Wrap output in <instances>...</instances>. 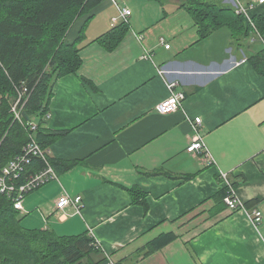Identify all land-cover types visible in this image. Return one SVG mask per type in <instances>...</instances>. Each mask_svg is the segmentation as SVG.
I'll return each mask as SVG.
<instances>
[{
    "label": "crops",
    "instance_id": "obj_1",
    "mask_svg": "<svg viewBox=\"0 0 264 264\" xmlns=\"http://www.w3.org/2000/svg\"><path fill=\"white\" fill-rule=\"evenodd\" d=\"M241 1L264 18V3ZM120 6L132 12L130 29L109 51L95 41ZM80 35L82 66L55 81L42 125L58 135L47 150L58 180L23 199L26 228L88 235L118 264H264V74L253 63L264 57L260 39L237 41L223 28L201 40L181 0H106L68 40ZM170 84L186 99L161 115ZM198 117L212 163L187 152ZM222 173L245 210L221 204ZM134 187L146 205L133 202ZM65 194L82 197L81 207L59 210Z\"/></svg>",
    "mask_w": 264,
    "mask_h": 264
},
{
    "label": "trees",
    "instance_id": "obj_2",
    "mask_svg": "<svg viewBox=\"0 0 264 264\" xmlns=\"http://www.w3.org/2000/svg\"><path fill=\"white\" fill-rule=\"evenodd\" d=\"M104 1L0 0V176L29 142L32 117L40 120L35 136L43 150H48L58 138L42 125L55 81L77 73L83 63L78 47L83 37L71 42L69 32L79 19L91 18ZM181 2L198 25L201 40L223 28H228L237 41L254 34L249 20L225 0ZM252 19L264 37V18L253 15ZM129 29V23H120L95 42L112 51ZM260 57L253 63L264 74V57ZM21 93L27 100L21 112L24 125L12 111ZM49 161L57 171L58 162ZM44 167V161L36 158L29 171L34 173ZM130 192L134 203L146 205V193L137 187ZM225 194V190L219 194L224 205ZM24 218L15 209L13 199L0 193V264H108V257L88 235L58 237L50 231L26 228ZM96 256L101 258L96 260Z\"/></svg>",
    "mask_w": 264,
    "mask_h": 264
},
{
    "label": "built area",
    "instance_id": "obj_3",
    "mask_svg": "<svg viewBox=\"0 0 264 264\" xmlns=\"http://www.w3.org/2000/svg\"><path fill=\"white\" fill-rule=\"evenodd\" d=\"M232 6L236 10V13L243 15L249 20L251 25L254 27V33L264 44V37L257 30L253 22L252 11L255 9L254 6L248 7L241 0H232ZM264 0H259V4H263ZM132 16V12L128 7L120 6L119 16L112 18V26L116 27L120 23L127 22ZM161 45L165 46L166 49L170 48V45L165 43L164 39H161ZM148 55L146 56V58ZM175 84H170L169 88L171 90V96L164 101H162L157 106V111L161 115H169L175 113L182 109L183 102L186 99V95L183 92H176L174 90ZM27 100H25L24 95L21 93L17 101L12 106V111L15 114L17 121L23 124L21 112L23 111ZM203 123L201 117L196 118L193 121V127L195 136L193 137L191 143L188 145L187 152L193 155L203 154L204 157L208 159L209 163L213 160L210 153L203 142V138L198 133V127ZM24 125V124H23ZM30 133V140L23 149V153L13 160H11L3 169L2 175L0 176V193L7 195L14 201V207L20 212L23 210V199L28 195V193L38 189L41 185L48 183L53 180H58V174L56 173L54 167L51 165L48 157L47 150H43L41 145L35 136L37 130V125L31 123L28 125ZM34 132V133H33ZM36 158L42 159L45 163V167L34 173H30L29 168L32 166ZM221 178L225 186V197L224 203L227 208L234 212L246 209V204L238 197L235 185L230 180L228 174L222 173ZM82 203V197L72 198L67 194L63 195L57 202V208L59 210L65 209L68 206H74L75 208H80ZM253 223L258 225L262 221V213L255 210L250 215ZM108 257V264H118L111 256Z\"/></svg>",
    "mask_w": 264,
    "mask_h": 264
},
{
    "label": "rangeland",
    "instance_id": "obj_4",
    "mask_svg": "<svg viewBox=\"0 0 264 264\" xmlns=\"http://www.w3.org/2000/svg\"><path fill=\"white\" fill-rule=\"evenodd\" d=\"M227 1V2H226ZM225 3H228L229 5H231L232 6V4H233V2H232V0H225ZM233 7V6H232ZM73 28V27H72ZM72 30V29H71ZM71 32V31H70ZM70 32H69V34H70ZM254 33V32H253ZM256 35V34H255ZM32 122L33 123H35L36 125H38L39 124V122H40V120H39V118L36 116V117H32Z\"/></svg>",
    "mask_w": 264,
    "mask_h": 264
},
{
    "label": "bare ground",
    "instance_id": "obj_5",
    "mask_svg": "<svg viewBox=\"0 0 264 264\" xmlns=\"http://www.w3.org/2000/svg\"><path fill=\"white\" fill-rule=\"evenodd\" d=\"M261 33V32H260ZM14 115V114H13ZM5 168V167H4ZM29 194V193H28Z\"/></svg>",
    "mask_w": 264,
    "mask_h": 264
}]
</instances>
